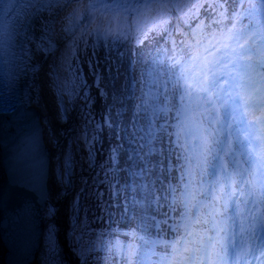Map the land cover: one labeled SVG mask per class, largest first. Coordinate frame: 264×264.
Instances as JSON below:
<instances>
[{
	"label": "trees",
	"instance_id": "1",
	"mask_svg": "<svg viewBox=\"0 0 264 264\" xmlns=\"http://www.w3.org/2000/svg\"><path fill=\"white\" fill-rule=\"evenodd\" d=\"M237 6L235 10L242 14ZM201 17L205 26L216 15L212 8H203ZM221 27L212 24L202 32L209 36ZM146 31L147 37L142 31L128 32L119 39L92 34L81 49L80 85L89 97L84 114L99 124L91 149L95 164L106 165L108 171L103 203L99 208L91 207L94 214H89V218L99 216L102 208L104 213L99 219L104 216L106 221L102 234L109 249L90 252L87 264H124L122 254L128 245L137 252L133 264H163L165 259L173 263L179 251V244L175 245L177 251H173V243L188 233L187 214L192 196L189 183L198 148L186 131L196 129L199 123L195 122L197 113L193 109L201 106L197 105L195 94L180 101L179 85L185 81H177L179 68L170 66L174 63L172 57L183 56L181 64H188L191 48H185L184 42L195 43V39L190 34L188 39L181 38L171 45L161 34ZM137 37L141 43H137ZM105 44H115L113 51L126 55L104 63L100 57L108 52ZM93 52L97 55L92 56ZM97 77L99 81L95 82ZM165 108H171L166 115L161 111ZM178 109H183L182 115H178ZM161 124L167 127L166 132L161 131ZM98 226L99 223L91 225L94 231L88 232V240L101 237L97 234ZM62 256L60 264H67Z\"/></svg>",
	"mask_w": 264,
	"mask_h": 264
},
{
	"label": "rangeland",
	"instance_id": "2",
	"mask_svg": "<svg viewBox=\"0 0 264 264\" xmlns=\"http://www.w3.org/2000/svg\"><path fill=\"white\" fill-rule=\"evenodd\" d=\"M249 7L251 5L246 0H244L243 7L239 4V9H244V12L241 14L243 21L237 27L246 29V37L253 36L257 29L260 31L259 9L256 8L253 10L251 16H249L245 12V8ZM189 8L190 6L182 13H179L178 17H175L180 21L181 26H183V22L180 19L181 15L186 14ZM172 20L175 19L172 17L162 18L153 15L141 22H139V19L137 21L135 19V23L132 25L119 27L115 24L113 26L102 27L101 24L86 23L82 17H78L75 23L68 26L67 38H72V42L67 53L65 65L64 79L66 83L61 92L63 104L59 106V110L66 108L67 113L66 119L61 120L58 119V110H56V121L54 122L57 128L56 132H61V134L67 135L69 138L68 147L66 152H64V157L61 159L64 167H59L58 173H60V176H58L55 185V201L58 202V206L54 214H52L51 224L54 227L53 239L58 250V256L56 257L57 264H60V254L63 255L62 259L67 264H83L85 256L87 257V263H89L90 252L96 250L107 252L109 249L105 240L106 238L102 234L104 230L102 224H106V221H103L104 216L99 219V216L104 213L102 208L98 211L99 216H96L95 219L89 218V214H94L90 211L91 207L96 206V208H99V205L103 203V193L105 191L103 187L105 189L108 187V171L106 165L101 163L99 165L95 164V157L91 149L96 139V131L99 130V124L89 120L84 114V109L89 107V99L85 100L83 98L87 93L82 91L80 85L82 81L81 49H83L88 36L92 34H105L107 29H112L117 33L122 31L124 35L128 32L143 31L148 26L155 25L158 27L167 22L171 23ZM197 29L198 27H195L192 31L196 33ZM167 37L170 41L173 40L172 35H168ZM209 39L203 36L201 43L193 49V52L199 50L201 59L208 55L204 51V47L208 45ZM249 46L254 53L253 59L251 61L238 60L235 64H230L227 69H222L226 74L220 77L218 83H222L225 92H230L232 96H236L239 93L240 96L249 100V104H262L264 103V67L257 66L256 62L259 56L256 53L258 50L264 49V46L262 44L255 46L249 44ZM245 73L248 75L247 77L243 75ZM95 82H97V79ZM208 96L212 97L214 104L212 106L203 105L197 109H193L197 112V115L194 117L195 122L199 123V125L195 126L196 129L189 128L186 131V136L198 147L199 160L193 168L189 183L190 189H193V195L189 201L187 230L192 235L186 237L184 234L181 238L182 242L179 244V251L175 254L174 264H181L184 261V257L188 255L193 257L204 255L203 252L196 251L200 247L199 238L201 236L219 240L221 242V244L217 245L219 250L221 245L224 247L221 238L226 236L227 233L231 234L233 232L232 220L228 215V206L225 210L224 200L220 199L219 203H217L211 200L209 196H204L201 193L205 190L208 192L215 191L219 197L220 193L224 192V187H221L225 183L222 179V173H216L213 176L215 171L214 166L224 164L231 156H234L240 161V167H245V157L240 154H234V150L237 148V144H239L235 141L237 134L234 131L236 123L248 131L251 144L258 146L259 164L264 166V159L261 158L264 155V126L259 129L257 123L243 122L245 120L251 122L256 119L247 120L246 117H236L233 109L236 104H239V99H236L234 102L229 96L221 93L220 99L217 100L211 91L208 93ZM199 98L202 100L203 94ZM224 101H227V103H224ZM211 107H215L218 111L212 112L209 117L207 109ZM259 115H264V109L260 111ZM205 117L208 118L205 119ZM229 148L231 150V156H225L224 153ZM213 157L217 158L214 159ZM255 166L258 168L259 165ZM0 168L2 172V177H0L1 189L8 182V177L3 173L1 165ZM66 168L67 172H65ZM231 169L232 166L230 165V172ZM62 176L64 177L63 180H61ZM217 181L220 183H217ZM218 212L223 213V215H217ZM197 218L202 222L197 223ZM203 221H206V223ZM250 221L247 223H250ZM94 223H99L97 234H101V237L97 235L94 241H92L93 239L90 238L88 240L87 234L88 232L94 231L91 228V225ZM188 240L193 241L189 245L192 249L191 253L183 251V242ZM82 249H85L83 253L81 251ZM87 249L91 250L89 251ZM47 254L48 248H46V253L41 264H45ZM6 258L7 251L0 239V264H6ZM184 264H187V262L184 261Z\"/></svg>",
	"mask_w": 264,
	"mask_h": 264
},
{
	"label": "snow or ice",
	"instance_id": "3",
	"mask_svg": "<svg viewBox=\"0 0 264 264\" xmlns=\"http://www.w3.org/2000/svg\"><path fill=\"white\" fill-rule=\"evenodd\" d=\"M5 0H0V4H3ZM11 2V0H9ZM50 0H42V3H48ZM55 2H59V0H55ZM99 3H103V0H97ZM251 7L245 8V12L251 16L253 10L257 8L259 5V10L264 12V0H256V3H252L251 0H248ZM240 4L243 7L244 0H216V2L212 5V7L216 10V17L213 18L212 22L208 25L203 26L200 30L203 31L204 27L211 28L212 24H218L222 27L219 32H210L209 33V41L208 45L204 47V51L208 53L207 56H204L201 59V54L199 50L193 52L189 51L187 53L189 57L188 64H181L183 60V56L180 59H176L172 57L174 63L170 66V68H179V74L176 76L177 81L183 79L185 82L179 85L181 89L179 93L180 101H185L186 99H191L193 94H195L198 99L196 103L198 106H212L214 101L212 97L208 96V93L211 91L213 96L217 100L220 99L221 93L229 96L234 102L236 99H239V104L235 105L233 111L236 114V117H246L247 112L244 111L245 108L249 106V100L240 96L239 93L236 96H232L230 92H225L224 85L222 83H218L221 76L226 73L222 71V69H227L230 64H235L238 60H248L251 61L253 59V50L249 46L250 36H245V28H238L237 25L240 23V20L243 18L241 13L235 10V6ZM10 10V9H9ZM3 9H0L2 12ZM231 12V15H229ZM230 22V23H226ZM151 30V29H149ZM144 37H147V31L141 33ZM105 36H112L114 39H119L123 36V32H114L112 29H107L105 31ZM195 39V34L193 36ZM50 39V38H49ZM139 37H137V43H141ZM201 41L197 40V44H200ZM185 48H192V45L184 42ZM104 47L108 49L107 54L100 57V59L104 63H108L109 60L115 61L117 56L124 57L126 53L114 52L115 44H105ZM259 56L257 60V66L264 67V49H260L256 53ZM92 56H96L97 53L93 52ZM91 59V58H89ZM198 62V63H197ZM109 66H111L109 64ZM251 67V65H249ZM97 81H99V77H97ZM173 87H177V85H173ZM203 94V99H199L200 95ZM85 100H88L89 97L87 94L83 97ZM61 104H63V99L61 97ZM227 103V101H224ZM139 107V106H137ZM259 109H264V104H260L258 106ZM161 111L167 114V111H171V108L161 109ZM208 116L210 117L212 112H217L218 110L215 107H211L207 109ZM67 109L64 108L62 110L58 109V119L64 120L66 119ZM183 109H178V115H182ZM208 117H205L207 119ZM235 118V117H234ZM264 120V115H259L256 117L255 121H243L246 123H259ZM161 131H167V127L164 124L160 126ZM172 135V133H169ZM177 136V141H179L180 134L179 132L175 133ZM177 147H180L179 143H177ZM116 151L115 149L113 150ZM248 150L245 148L241 151L240 155L245 157V161L247 162ZM225 156H231V150L224 153ZM216 159L217 157H213ZM264 159V155L261 156ZM112 160H115V156L112 157ZM160 163H163L162 161ZM229 165L232 166L231 172L229 171ZM216 167V166H214ZM220 172L222 173V179L225 182L221 185V187H226L228 189L227 192H221L218 197L215 191L208 192L207 190L203 191L201 194L204 196H209L211 200L219 203L220 199L224 200L225 210L227 209L228 204L234 203L236 205V215L240 216L244 222L248 220L252 221V224L248 227H245L244 223H241V232H252L255 233L257 228L264 229V172L260 173V178L258 181L254 182L255 176L252 173L251 169L246 170L240 167V161L236 159L234 156L224 164L218 166ZM67 172V168L65 169ZM216 173H213L215 176ZM253 176V179L250 180L246 178V176ZM63 176L61 180H63ZM183 179V177H182ZM217 183H220L217 181ZM257 191H259L260 195L257 196ZM159 200V198H157ZM251 205V207H249ZM163 206V205H161ZM195 207V205H193ZM174 210V209H173ZM54 209H48V215L54 214ZM247 211L248 215L245 216L244 212ZM30 212V208L26 206L25 214ZM190 212V210H189ZM211 214V213H210ZM165 215H167L165 213ZM217 215H223V213H217ZM166 222V221H165ZM197 223H201L202 221L197 218ZM206 223V221H203ZM223 231V229H221ZM188 235H192L188 233ZM54 227L49 226V242L47 245L48 254L45 264H57L56 257L58 256V250L54 243ZM261 240V243L264 244V237H258ZM181 239H176L173 243V251H177L175 245L181 244ZM193 241L188 240L183 242V251L186 253H191L192 249L189 247ZM200 247L196 249L197 252H203V256L193 257L191 255L185 256L184 261L187 264H249V257L251 253V259L260 260L261 257H264V247H257L255 242L250 246H243L237 250H235L234 254L229 260L227 255V250L222 245L218 250L217 245L221 244L219 240H213L212 237L205 238L201 236L199 238ZM85 249H82V253ZM91 250V249H87ZM259 252V255L256 253ZM223 253V254H222ZM137 256L136 250L132 247V245H128L126 249H124L122 254V259L124 264H133L135 257ZM184 261L181 264H184ZM83 264H87V257L85 256ZM115 264V261H113ZM139 264V262H137ZM261 264H264V260H261Z\"/></svg>",
	"mask_w": 264,
	"mask_h": 264
},
{
	"label": "bare ground",
	"instance_id": "4",
	"mask_svg": "<svg viewBox=\"0 0 264 264\" xmlns=\"http://www.w3.org/2000/svg\"><path fill=\"white\" fill-rule=\"evenodd\" d=\"M195 1H197L198 4L201 0H103V3H99L97 0H59V2L50 0L48 3H42V0H40L35 5V13L28 18L26 23H24L25 25L23 24L22 38L17 47H19V58L21 59L23 69L27 74L28 82L31 87L34 104L39 111L43 110L50 116L48 125L51 131L52 147L59 156L57 160L58 171L59 167H64L61 163V159L64 157L63 155L64 152H66L69 142L68 136L61 134V132H56L57 128L54 125L56 121L55 113L61 105V92L66 83L64 79L65 65L67 53L72 42V38H67L68 26L75 23L78 17H82L86 23L101 24L102 27L113 26L115 24L119 27L132 25L135 23V19L136 21L139 19V22H141L153 15L156 17H172L176 19L175 17H178L179 13L186 10L192 3L195 4ZM246 1L249 3L248 0ZM251 2L256 3V0H251ZM257 8L259 9V5H257ZM259 18L260 31L257 29L253 36H250L251 39L249 40V44L252 46L260 44L264 46V12L260 10ZM243 75L246 77L248 76L246 73ZM257 116L258 114L252 116L251 119H256ZM257 125L259 129H261L264 126V120L257 123ZM234 131H237L235 141L239 143L234 150L235 155L241 153L240 147H244L245 149L248 144V146H250V150L247 152L246 157V159L248 158L247 162L244 161V164L247 165L241 167L247 172V170H249L248 162H252L250 159L251 154H255L256 160L259 163V148L251 144L248 131L238 126V123L235 124ZM242 132H244V139L242 138V140H240ZM0 165L2 166L3 173L9 176L7 153L4 148L1 130ZM214 170L215 173H220L218 166H216ZM262 172H264V167H259V175ZM57 175L60 176V173H57ZM0 177H2L1 168ZM246 177L250 180L253 179L251 175ZM8 183L6 185H8ZM3 189H1V192ZM226 189L227 188L224 187V191H226ZM259 195L260 193L257 191V196L259 197ZM57 206L58 202L55 201L53 209L55 210ZM228 208L233 210L236 214V205L234 203L230 202ZM244 215H248L247 211L244 212ZM49 221L51 225V218H49ZM247 222H244L243 219L238 216V220L235 223L232 222L234 225L232 230L235 231V235L233 233H227L226 236L221 238L222 242L226 244L225 248L228 257L231 252H235V250L243 246L252 245L253 241L257 247H264V244H262L261 240L258 238L262 237V229L258 228V230H256V232L259 233V236L256 237V232L251 233L252 237L247 236L250 232H241V223H244L245 227H248L250 225ZM239 229L240 231H238ZM0 237L3 238L1 233ZM256 255H259V252H257ZM261 260H264V257H261L260 260L251 259L250 253L249 264H260ZM241 264H243V262H241Z\"/></svg>",
	"mask_w": 264,
	"mask_h": 264
},
{
	"label": "water",
	"instance_id": "5",
	"mask_svg": "<svg viewBox=\"0 0 264 264\" xmlns=\"http://www.w3.org/2000/svg\"><path fill=\"white\" fill-rule=\"evenodd\" d=\"M18 79L12 96L0 104L10 180L0 189V239L6 264H41L51 226L47 213L56 200L59 156L51 143L50 116L34 104L25 71Z\"/></svg>",
	"mask_w": 264,
	"mask_h": 264
},
{
	"label": "built area",
	"instance_id": "6",
	"mask_svg": "<svg viewBox=\"0 0 264 264\" xmlns=\"http://www.w3.org/2000/svg\"><path fill=\"white\" fill-rule=\"evenodd\" d=\"M51 221H52V215H51Z\"/></svg>",
	"mask_w": 264,
	"mask_h": 264
}]
</instances>
